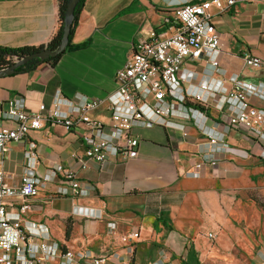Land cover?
I'll use <instances>...</instances> for the list:
<instances>
[{
    "label": "crops",
    "instance_id": "crops-1",
    "mask_svg": "<svg viewBox=\"0 0 264 264\" xmlns=\"http://www.w3.org/2000/svg\"><path fill=\"white\" fill-rule=\"evenodd\" d=\"M204 1L210 0H85L71 44L90 41L87 47L66 50L55 65L42 63L28 74L0 77V129L15 127L4 117L13 98H25L28 112L38 111L41 104L50 107L57 94L67 100L106 98L116 91L115 74L139 40H149L154 33L169 37L173 30L165 18L187 3ZM212 14L223 46L219 66L205 59L186 61L179 74L187 81L183 89L204 82L230 88L235 76L264 84V70L244 62L245 55L264 59V0L227 12L214 8ZM59 25L55 0H0L1 48L47 46ZM253 103L264 108L262 101ZM185 105L201 107L188 96ZM61 110L67 112L68 107ZM176 113H184L182 106H176ZM230 115L228 106L218 110L210 98L209 120L196 116L201 128L193 122L184 131L134 128L138 156L110 158L103 166L85 156L75 132L43 123L28 137L37 146L33 158L26 156L27 142H12L0 159L9 185L20 186L27 172L41 180L39 196L21 215L22 222L46 225L63 250L107 256L109 264H241L233 251L250 242L236 222L246 219L249 206L235 196L255 186L264 160L245 131L228 128ZM88 116L109 125V104ZM211 135L224 137L229 149L212 153L207 147ZM212 155L216 167L207 165L201 177L189 175ZM64 170L76 172L87 195H77L66 184ZM134 232L139 238L121 241ZM262 250L257 246L245 264H259Z\"/></svg>",
    "mask_w": 264,
    "mask_h": 264
},
{
    "label": "built area",
    "instance_id": "built-area-1",
    "mask_svg": "<svg viewBox=\"0 0 264 264\" xmlns=\"http://www.w3.org/2000/svg\"><path fill=\"white\" fill-rule=\"evenodd\" d=\"M258 1L210 0L185 4L164 20L173 30L169 37L162 39L154 33L151 39L138 41L131 57L115 74L116 91L104 99L78 96L67 100L57 94L50 107L41 104L36 112L26 110L25 98L9 100L4 117L15 127L0 129V152L9 143L27 142L26 156L33 158L37 146L28 141L30 133L42 129L43 123H54L75 132L85 146V156L100 166L110 158L134 159L139 147V140L131 133L134 128L165 126L184 131L191 122L201 128L196 116L205 122L209 120L207 108L212 98L218 110L228 106L231 112L228 128L245 131L260 148L258 156L264 160V108L253 103V99L264 102V84L255 85L235 76L230 80V88L204 82L184 90L182 85L187 81L179 76L186 61L205 59L214 67L219 66L223 46L213 22L214 8L227 12L237 5ZM244 62L255 70H264L263 58L245 55ZM187 96L203 108L186 106ZM105 102L111 113V123L107 126L88 116L89 111ZM177 105L182 106L183 114L176 113ZM62 106H67L68 111H62ZM207 147L212 153H222L229 149V144L224 137L211 135ZM217 164L212 155L207 162L196 165L189 175L201 177L207 165ZM62 177L77 195L88 194L76 172L64 170ZM40 186L41 180L29 172L21 177L20 186L9 185L0 159V264H109L107 256L63 250L52 240L44 224L22 222L21 215L31 208V200L39 196ZM209 237L215 236L209 234ZM137 238L139 233L134 232L121 236V241ZM259 264H264V253H259Z\"/></svg>",
    "mask_w": 264,
    "mask_h": 264
},
{
    "label": "rangeland",
    "instance_id": "rangeland-1",
    "mask_svg": "<svg viewBox=\"0 0 264 264\" xmlns=\"http://www.w3.org/2000/svg\"><path fill=\"white\" fill-rule=\"evenodd\" d=\"M261 165L262 168L258 179L254 183L255 186L253 188L248 187L243 193L235 196L236 200H242L243 203L249 206L246 209V219L242 222L240 220L236 222L237 226L240 225L246 233L250 242L246 247L241 246L233 251V255L240 260L241 264H245L252 259L257 246L264 250V164ZM224 264L233 263L225 262Z\"/></svg>",
    "mask_w": 264,
    "mask_h": 264
},
{
    "label": "trees",
    "instance_id": "trees-1",
    "mask_svg": "<svg viewBox=\"0 0 264 264\" xmlns=\"http://www.w3.org/2000/svg\"><path fill=\"white\" fill-rule=\"evenodd\" d=\"M85 0H81L80 3L78 4L76 11H75V21L73 23L72 26V30L71 33L69 35V39H70V43L67 47V50L70 49H74V48H83V47H87L90 44V41L80 44V45H72L71 41L75 32V29L77 27L78 24V19H79V15L81 12V9L84 5ZM67 3L68 0H55V4L58 7V19H59V28L55 34V36L53 37V39L51 40V42L47 45V46H39V47H34V46H26V47H22V48H1L0 47V71L9 67L10 65H12L13 63H15L16 61L23 59L27 56L33 55L37 52L43 51L45 49H52V50H56L59 45L60 42L62 40V36H63V29H64V24H65V11H66V7H67ZM62 55L50 58L48 61L44 62V63H51L52 65H55L58 60L60 59ZM40 60L38 58L29 61L28 63H26L25 65L19 67L17 69L16 74H28L30 72H32L33 70H35L40 64H39ZM15 75V74H14ZM70 227H67V231H66V237L68 238L70 235Z\"/></svg>",
    "mask_w": 264,
    "mask_h": 264
},
{
    "label": "water",
    "instance_id": "water-1",
    "mask_svg": "<svg viewBox=\"0 0 264 264\" xmlns=\"http://www.w3.org/2000/svg\"><path fill=\"white\" fill-rule=\"evenodd\" d=\"M81 0H68L66 11H65V24L63 29V36L60 42L59 47L56 50L45 49L43 51L37 52L33 55L27 56L23 59H20L10 65L9 67L0 71V77L12 76L16 74L17 69L29 61H32L36 58L40 60L39 64H42L48 61L50 58L62 55L66 52L67 47L70 43L69 35L72 30L73 23L75 21L76 15L75 11Z\"/></svg>",
    "mask_w": 264,
    "mask_h": 264
}]
</instances>
